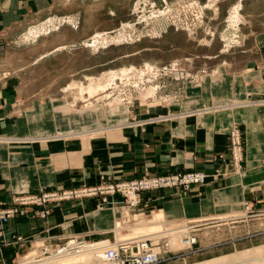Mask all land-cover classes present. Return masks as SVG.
<instances>
[{
    "label": "rangeland",
    "instance_id": "374dc122",
    "mask_svg": "<svg viewBox=\"0 0 264 264\" xmlns=\"http://www.w3.org/2000/svg\"><path fill=\"white\" fill-rule=\"evenodd\" d=\"M241 1L53 0V5H46L38 16L26 17L25 23L11 27L6 39H2V44L0 42V77L11 81L20 99L12 117V122L18 120L17 132L20 135L1 136L0 142L3 138L11 139L4 141L8 143L29 142L35 138L34 142L75 139L88 147L105 135L116 140L123 126L159 121L160 116L137 121L132 115L144 112L145 108L176 105L185 85H203L207 90L205 84L209 82L205 80L209 81L211 74L223 71V66L229 74L239 76L249 56L243 54L242 48L254 41V32L263 29L260 22L246 20V10L259 12L262 14L260 20L264 21V0H243V11ZM237 4H241L239 12L242 19L233 27L229 16ZM164 10L166 16L146 21L153 13ZM42 26L49 28L38 38H26L31 28ZM120 32L126 35L121 41L111 40L106 46L101 43L97 47L88 45L96 36L101 38L105 35L110 40L111 35ZM147 64L154 67L153 72ZM132 66L143 69L144 73L134 72L139 75L132 73L123 80L117 78L110 89L99 92L90 100L87 93L84 96L88 99L80 97L78 87L66 89L74 82L88 85L92 78H101L105 82L111 71ZM213 101L197 112L222 111L229 107L226 101ZM56 125L59 128L56 131L44 130ZM235 125L239 124L233 123L228 133ZM242 132L246 153L243 129ZM40 137L52 138L38 141ZM112 209L108 216L112 218L114 231L86 236L87 243L121 239L115 231L117 222L121 221L124 227H132L147 222L158 213H153L152 208L144 211L138 207L130 212L126 208L123 210V213L126 211L124 218L120 213L121 219L114 220L116 211ZM185 213L182 210L172 214L168 212L165 219L185 228L193 227L198 242L193 250L184 246L174 249L173 257L162 263L187 259L186 264H190L206 258V255L211 258L264 244V210H256L249 203L236 213L213 217L217 220L176 219L178 214ZM66 240L55 244L39 240L27 247L19 258L4 261L0 256V264H19L33 251H37V259L48 257L43 254L42 246L48 244L53 248ZM228 240L233 241L222 247H210L207 250H211L205 254H197L203 245ZM0 244L3 250L5 242L0 241Z\"/></svg>",
    "mask_w": 264,
    "mask_h": 264
},
{
    "label": "crops",
    "instance_id": "0c3cea01",
    "mask_svg": "<svg viewBox=\"0 0 264 264\" xmlns=\"http://www.w3.org/2000/svg\"><path fill=\"white\" fill-rule=\"evenodd\" d=\"M0 2L1 44L11 27L25 23L28 17L38 16L46 5H53V0ZM241 2L243 11L245 5L243 0ZM260 15L246 10V20L260 22L263 29L254 32V41L242 48L243 54L249 56L239 76L229 74L223 66V71L205 80L209 82L205 84L207 90L203 85H185L176 105L145 108L144 112L132 115L137 121L165 116L159 121L123 126L116 140L105 135L88 147L75 139L34 142L35 138L29 142L8 143L4 141L11 139L3 138L0 142V209L18 206L24 212L0 223V241L5 242L2 259L19 258L27 247L39 240L55 244L73 235L95 236L114 231L108 214L111 215L114 208L117 212L114 220L121 219L118 214L122 213L124 218L126 209L122 207L123 197L118 194L109 196V202L103 207H100L101 196L53 203L46 219L37 215L42 207L16 202V197L27 192L98 185L103 176L131 180L146 174L205 173L206 182L192 185L188 191L159 188L142 192L138 207L144 211L152 208L153 213L165 215L180 210L187 212L178 214L176 219L217 220L213 217L236 213L243 210L246 203L256 210H264V21L260 20ZM13 87L7 77H0V137L20 135L18 120L12 122L15 107L20 102ZM213 100L226 101L231 108L197 112ZM233 123L241 126L246 138L241 172H234L230 162L228 129ZM57 129L56 125L44 130ZM43 138L52 137H40L38 141ZM18 236L22 240H17ZM232 241L203 245L197 254H205L210 247ZM186 261L177 259L161 264H186Z\"/></svg>",
    "mask_w": 264,
    "mask_h": 264
},
{
    "label": "built area",
    "instance_id": "2783aa9c",
    "mask_svg": "<svg viewBox=\"0 0 264 264\" xmlns=\"http://www.w3.org/2000/svg\"><path fill=\"white\" fill-rule=\"evenodd\" d=\"M165 116H160L163 119ZM229 152L231 155V165L234 172L243 169L242 162L245 155L244 139L242 128L235 125L229 130ZM207 180L205 173L201 171H191L175 174L149 175L131 180H114L111 176H103L101 182L94 186H80L74 188H64L56 190L43 189L38 193L27 192L16 197L18 205H34L42 207L37 211L41 218H47L51 214L53 203L74 200L86 197H102L100 207L108 203V197L121 195L123 197L122 207L128 210L136 209L142 201V192L159 188H176L183 192L188 191L192 185L203 184ZM114 203V202H113ZM23 213L18 206H13L5 210L0 209V223H6L17 213ZM189 227L188 231L182 234L183 244L189 250L194 249L198 242L197 235ZM17 240H22L21 236ZM88 239L84 235H73L56 247L45 244L42 246L45 256L59 255L66 252H79L87 247ZM52 246V245H51ZM2 246L0 244V251ZM174 249L170 245L168 236L158 237H132L127 239L114 240V245L104 248L102 264H159L170 259L174 255Z\"/></svg>",
    "mask_w": 264,
    "mask_h": 264
},
{
    "label": "bare ground",
    "instance_id": "6f19581e",
    "mask_svg": "<svg viewBox=\"0 0 264 264\" xmlns=\"http://www.w3.org/2000/svg\"><path fill=\"white\" fill-rule=\"evenodd\" d=\"M146 1L147 0H145V2ZM240 8H241V4H237L232 7V10L229 16V21H230V25L233 27H236L242 19L240 12H239ZM162 16H166L165 10L159 11L158 14L153 13L149 18H146V21L149 22L153 18H160ZM48 28L47 27L31 28L26 38L27 39H29L30 37L38 38L41 35V33L48 30ZM125 37H126L125 33H122V32H120V34L117 33V35H113V36L111 35L110 40H109V37L105 35L101 38L96 36L93 40V43L88 44V45L97 47L101 43L103 44V46H106L108 43H110L109 41L111 40L118 42V41H121L122 39H125ZM147 67L148 69H151L153 72L154 67H152V65L147 64ZM148 69L146 68L145 70L148 71ZM134 72H138L141 75L144 73L143 69L140 70L134 66H132L131 68L124 67V68H121L119 71H111L110 73H108V75L106 76L107 80L105 82L102 81L101 78H92L88 85L74 82L66 89L69 90V89H72L73 87H78L80 97L83 99H88L89 97V100H90L91 98L96 96L99 92L107 91V89L112 85V83H114L117 80V78H122L123 80L124 77L130 76V74ZM138 73H134V74L137 75ZM86 93L88 94L87 95L88 97L84 96V94ZM108 95L109 94H107L106 96ZM207 112L209 111H205V112L202 111V113H207ZM124 212L126 214V211ZM120 222L121 221H119V223L117 222V227L115 231L121 239L140 237V236H143V237L168 236L170 245L173 249L183 248V246L186 247L182 241V234L188 231L189 228L187 226L185 228L184 225L180 226L179 224H174V221L166 220L164 213H156L154 217L148 220L147 222H140L137 225L132 226V227H124L123 225H121ZM125 230H127V232ZM119 240L120 239H117V241ZM111 245H114V241L110 239L101 240V241L100 240L93 241L91 243H87V247L82 251L66 252V253H62L59 255H53V256L44 257L40 259H37L38 256L36 257L37 251H33L30 254L24 256L22 258L21 263L19 264H102L104 248H106L107 246H111ZM190 264H264V244L254 246L251 248H247V249H244V250L232 253V254L219 255V256L211 257V258L204 259L201 261H196Z\"/></svg>",
    "mask_w": 264,
    "mask_h": 264
}]
</instances>
